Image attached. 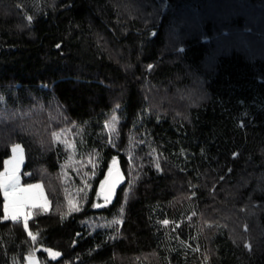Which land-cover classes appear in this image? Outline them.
<instances>
[{"label": "trees", "instance_id": "16d2710c", "mask_svg": "<svg viewBox=\"0 0 264 264\" xmlns=\"http://www.w3.org/2000/svg\"><path fill=\"white\" fill-rule=\"evenodd\" d=\"M15 145L50 206L0 192V264H264V0H0V172Z\"/></svg>", "mask_w": 264, "mask_h": 264}, {"label": "snow or ice", "instance_id": "6c2138e0", "mask_svg": "<svg viewBox=\"0 0 264 264\" xmlns=\"http://www.w3.org/2000/svg\"><path fill=\"white\" fill-rule=\"evenodd\" d=\"M29 20L31 17L28 18ZM116 117H113V121ZM12 158L4 161V171L0 172V192L4 197L3 202V219L12 220L13 222L22 223L25 230H28V220L32 215L33 209H47L48 202L43 196L42 185L40 184H27L22 185L20 179V166L23 161V149L20 145H15L12 148ZM116 161H113L115 166ZM122 175L118 169L110 168L108 171V177L100 185V194L105 201V204L109 203L114 195L116 186L121 182ZM78 191H83L79 189ZM69 204L78 210V206L73 205L72 201ZM102 205H95V207H101ZM71 210V209H70ZM122 211V209H121ZM117 220L115 223H120ZM167 224V221H164ZM28 235L33 243H36L39 233H33L28 231ZM50 255L55 258L61 254L54 252L51 249H47ZM30 264H35L34 257L30 254L28 257Z\"/></svg>", "mask_w": 264, "mask_h": 264}, {"label": "rangeland", "instance_id": "374dc122", "mask_svg": "<svg viewBox=\"0 0 264 264\" xmlns=\"http://www.w3.org/2000/svg\"><path fill=\"white\" fill-rule=\"evenodd\" d=\"M20 146H21V145H20ZM21 147H22V146H21ZM22 149H23V161H22L21 166H20V179H21V184H22V185H27V184H33V185H35V184H40V183H25V182H24V176H25V175H28V173L24 172L25 153H24V148H23V147H22ZM12 155H13V154H12ZM12 155H11L7 160L11 159V158H12ZM40 185H42V184H40ZM42 189H43V196H44V198L46 199V201L48 202V204H47V209H46V210H48V208H49V206H50V201H49V199H48V196H47V194H46V191L44 190L43 185H42ZM46 210H43V209H40V208L33 209V210H32V215H31V217H30L29 219H31L32 217H34L35 213H39V212L42 213V212H45ZM36 243H39L38 236H37ZM32 256H33L34 259H35V264H48V263L45 261V259H43V258L40 257L39 255H37V253L33 254ZM11 264H20V262L18 261V259L15 258V259H13V261H12ZM26 264H30V261H29L28 258H27V262H26Z\"/></svg>", "mask_w": 264, "mask_h": 264}, {"label": "water", "instance_id": "95a60500", "mask_svg": "<svg viewBox=\"0 0 264 264\" xmlns=\"http://www.w3.org/2000/svg\"><path fill=\"white\" fill-rule=\"evenodd\" d=\"M117 164H118V162H117ZM116 169H118L119 172L121 173V169H120L119 166H117ZM120 183H121V182H120ZM120 183L116 186V188H115V192H114V195L112 196L111 201L116 200V198H117V196H118V191H119ZM47 249H48V248H42V247H40V248L38 249V251H40V250H44V251H46ZM52 251H53V250H52ZM46 252H48V251H46ZM48 253H49V252H48ZM60 254H61V255H60L58 258H53V257H50V258L53 259L54 261H57L58 259H61V258L63 257V254H62V253H60Z\"/></svg>", "mask_w": 264, "mask_h": 264}]
</instances>
